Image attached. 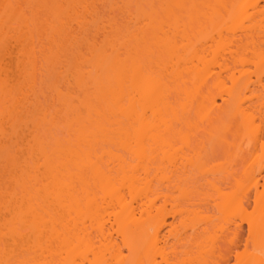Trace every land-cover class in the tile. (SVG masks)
Segmentation results:
<instances>
[{
	"label": "bare ground",
	"instance_id": "6f19581e",
	"mask_svg": "<svg viewBox=\"0 0 264 264\" xmlns=\"http://www.w3.org/2000/svg\"><path fill=\"white\" fill-rule=\"evenodd\" d=\"M95 1H84L82 17L74 5L78 29L59 15L51 22V35L59 37L53 42L69 44L64 57L76 70L72 79L64 77L57 53L63 63L51 66L59 77L50 85L56 110L48 111L52 106H43L39 94L32 100L22 87L19 98L18 92L17 99L7 97L16 99L12 112L2 104L0 264L231 259L217 242L237 211L228 187L234 182L247 209L252 186L243 182L258 190L264 181V0H130L135 10L122 9L129 15L122 26L113 17L106 24ZM109 2L113 13L119 3ZM22 9L7 23L4 12L0 16L1 84L8 83L3 74L11 39L26 36L14 32L33 26ZM33 47L22 54L31 64L38 61ZM39 68L33 65L27 74L28 86ZM218 149L224 163H216ZM170 200L183 230L167 223ZM262 203L264 194L257 191L258 210ZM258 217L252 235L259 248ZM167 226L172 228L164 233ZM237 254L242 264L263 260L261 253Z\"/></svg>",
	"mask_w": 264,
	"mask_h": 264
},
{
	"label": "rangeland",
	"instance_id": "374dc122",
	"mask_svg": "<svg viewBox=\"0 0 264 264\" xmlns=\"http://www.w3.org/2000/svg\"><path fill=\"white\" fill-rule=\"evenodd\" d=\"M13 1H15V0H12V4L14 3ZM25 0H16L15 1V3H16V5H21V9L24 11V16H26V17H22V18H25V19H30V21L28 22V27L29 26H32V28L30 27V29L31 30H29L30 31V33H28L29 31H26V32H14V35L15 34H17V35H20V33H24L26 36H27V38H25V37H21L20 39H19V42H18V40H17V42H16V39H14V38H12L11 39V42L12 43H10V55H9V57H8V55L5 57V61H4V68H5V74H3V77L6 75V73H7V75L5 76V80L7 79V81H8V83L7 82H5V83H3L4 84V86L5 85H10V86H6V89L4 90L3 88H5L4 86H2L3 84H1L2 83V81L0 82V86H2V88H0V110H2L3 109V105L4 104H6L5 106L7 107V105H9L8 107H9V109H8V107H7V110H8V112H12L13 110H14V108H15V105L14 104H16V99L17 98H19V93L22 91V90H20L19 91V89L22 87L23 88V90H25V91H28L29 90V92H32V93H30V95H31V98H32V100H33V97H34V95H38V96H40L39 98H41V99H38L39 101L41 100V102L43 103H41L43 106L44 105H46L47 104V106L46 107H48L49 108V106H54V101L55 100H53L54 99V96H53V92H52V87L51 86H54V84L56 83L55 82V80H57V79H55L56 78V76H58V74H56L55 75V70L53 69L54 67H51V66H56L55 64H59V63H63V65L62 64H59L60 66L62 65L63 67L60 69V66H59V70L60 71H63L64 73H63V76L64 77H68L69 79L71 78L72 79V73H75L74 71H73V69H74V65L73 64H71V65H69L68 64V62H67V59H65V57H64V55L66 56V58H68L67 56L69 55L70 56V54H69V52L67 53L66 51H65V45H67L64 41H61V42H63L65 45L63 46V44H61L62 46V48H63V53L62 52H59V49H60V51L62 50L61 49V47L59 46V44L58 43H56V44H58L57 46H56V44H55V42H57L58 41V39H59V37L57 36V35H54V34H52L51 35V33H52V31H53V24H55L54 22H53V24L51 23L52 22V20L54 21V19H55V15H59V16H61L63 19H65V20H67V19H69V21L71 22V21H73V25L72 26H74V27H78V25L76 24V22H74L75 20L74 19H79V17H80V14H82L81 15V17L82 16H84V11H83V8H82V4L84 3L85 4V2L84 1H88V2H94V0H80L81 2H80V4H78L77 3V1H75V0H69V2L67 1V0H37L38 2H40V3H38L37 1V4L36 3H34L35 1H33V0H26L25 2H24ZM65 1V2H64ZM71 1V2H70ZM74 1H75V3H74ZM110 0H97V4L95 3V5H96V7H97V11L99 12V15H101L102 14V17L103 18H105L104 16L105 15H107L106 16V18H107V20H106V24H107V22H108V20H110L111 21V17H113V22H117V23H120V25L121 24H123L125 21V23H127V21H129L127 18H129V17H126V16H129V15H126V13H123L122 12V9H123V11H124V9L127 11V13H129L130 11H128L129 9L131 10V12H133L135 9H134V7H135V5H134V7H133V4H134V2H135V0H133L134 2H132V1H130V0H115L116 1V3H117V1H118V5L117 4H114V6L116 7L115 8V10H114V12L112 13L111 11L109 12V10H112L111 8H114V7H111L110 8V6L108 7V3H110L109 2ZM10 3V1L9 0H0V16L2 15V13L4 12V9H3V4H6V3ZM18 2V3H17ZM3 3V4H2ZM14 3V4H15ZM63 3H65L66 5L65 6H63ZM72 3H73V5H72ZM133 3V4H132ZM62 4V5H61ZM71 4V5H70ZM77 4V5H76ZM103 4H105V5H103ZM112 4V3H111ZM60 5V6H59ZM74 5H75V8L76 7H78L79 5L81 6V8H80V6H79V8H76V9H79V12H80V14H77L78 12H77V10H75L74 9ZM110 5V4H109ZM61 6H63L62 8L63 9H60L61 8ZM104 6V7H103ZM106 6V7H105ZM117 6H119V10H118V7ZM128 6V7H127ZM129 6H130V8H129ZM60 7V8H59ZM121 7V8H120ZM20 8H19V10H20ZM127 8H129V9H127ZM131 8H133V9H131ZM77 12V13H75V11ZM117 9V10H116ZM61 10V11H60ZM126 11H124V12H126ZM21 12V15H22V11H20ZM65 12V13H64ZM82 12V13H81ZM19 13V12H18ZM58 13V14H57ZM62 14V15H61ZM105 14V15H104ZM78 15V16H77ZM48 19H49V21H48ZM83 19V18H82ZM32 20V21H31ZM47 20V21H46ZM33 23V24H32ZM35 23V24H34ZM124 23V24H125ZM17 24V23H16ZM13 25H15V24H12V26ZM18 25V24H17ZM52 27H51V26ZM127 25V24H126ZM131 25V24H130ZM16 26V25H15ZM122 26V25H121ZM17 27H19V25L17 26ZM36 28H37V30H36ZM15 29V28H14ZM78 29V28H77ZM17 30V29H16ZM26 30V29H25ZM36 30V32H34L33 33V35L31 36V34H32V32L33 31H35ZM52 30V31H51ZM22 31H24V30H22ZM40 32V33H39ZM50 35V36H49ZM56 37V39H57V37H58V39L56 40V39H54L55 37ZM29 36V37H28ZM54 37V38H52L53 40H52V42L53 41H55V42H50L51 40H48V39H51V37ZM19 37V36H18ZM30 37H33L32 39L30 38ZM101 37H104V36H101ZM101 37H100V39L99 40H102L101 39ZM62 38V37H61ZM25 39H27V40H25ZM30 39V40H29ZM104 39V38H103ZM63 40H65V39H63ZM67 40V39H66ZM16 42V43H15ZM22 42H23V45H22ZM59 42V41H58ZM66 42H68V41H66ZM35 43V44H34ZM34 44V45H33ZM51 44V45H50ZM53 44V45H52ZM18 45V46H17ZM31 45H32V47L35 49V51H36V53H37V56L39 57H37V60L38 61H36L35 62V64H31V63H29V61H28V63L26 62V57L27 56H25V55H22V54H24L23 52L25 51V49L28 51V49L27 48H32L31 47ZM69 45V44H68ZM68 45H67V47H68ZM25 48H24V47ZM37 46V47H36ZM51 46H52V48H51ZM21 47H23V48H21ZM21 48V49H20ZM38 48V49H37ZM59 48V49H58ZM15 49V50H14ZM53 49V50H52ZM24 50V51H23ZM32 50V49H31ZM40 50V51H39ZM57 50H58V52H57ZM65 51V52H64ZM61 56V58H59V59H63V60H60V62H59V60H58V58H56L57 56H58V54ZM62 53V54H61ZM11 55H12V57H11ZM57 55V56H56ZM12 58V59H11ZM28 58V57H27ZM42 59V60H41ZM54 59H55V61L57 60V63L54 61ZM10 60H11V62H10ZM61 61H63V62H61ZM5 62H7V63H5ZM53 62H55V63H53ZM59 62V63H58ZM73 62V61H72ZM18 64V66H17V64ZM20 63H22V64H20ZM37 63V64H36ZM75 63V62H74ZM10 64H12V66L10 65ZM30 64V65H29ZM52 64V65H51ZM25 65V66H24ZM27 65V66H26ZM33 65H37V66H39L40 68H39V70H38V73L36 74V80L33 82V85H32V83L30 84V86H28V82H27V74H29L28 75V78H30L29 76H31L30 75V73H32V69L31 68H33ZM15 66V67H14ZM20 66V67H19ZM21 66H22V69H21ZM28 66H29V68H30V70L29 69H27L28 68ZM27 67V68H26ZM57 67V66H56ZM20 68V69H19ZM38 68V67H37ZM18 69V70H17ZM57 69V68H56ZM59 70H57V71H59ZM75 70V69H74ZM16 71V72H15ZM20 71H21V73H20ZM23 71H24V73L25 74H23ZM76 71V70H75ZM18 73V74H17ZM58 73V72H57ZM59 73H61V72H59ZM24 75H26V76H24ZM60 75V74H59ZM69 75V76H68ZM40 76V77H39ZM3 77L1 78V79H3ZM7 77V78H6ZM10 79H9V78ZM12 77V78H11ZM59 77V76H58ZM64 77H62V78H64ZM61 78V77H60ZM61 78V79H62ZM12 79V80H11ZM18 79V80H17ZM25 79V80H24ZM11 80V81H10ZM72 81V80H71ZM74 81V80H73ZM12 83L13 85H11V84H9V83ZM38 82V83H37ZM55 82V83H54ZM18 83L20 84L19 86H18ZM37 85H36V84ZM73 83V82H72ZM71 83V84H72ZM14 84H15V86H14ZM51 85V86H50ZM12 86V87H11ZM72 86H73V84H72ZM15 87H19V88H15ZM30 87V88H29ZM33 87H35V90L33 89ZM36 87H37V89H36ZM74 88H75V85L73 86ZM73 87H71V90L72 89H74ZM8 88V89H7ZM11 88V89H10ZM21 88V89H22ZM32 88V89H31ZM41 88V89H40ZM4 91H3V90ZM15 89V90H14ZM31 90V91H30ZM33 90V91H32ZM38 90V91H37ZM40 90V91H39ZM75 90V89H74ZM74 90H72V91H74ZM3 91V92H2ZM12 91V92H11ZM5 92V93H4ZM7 92V93H6ZM14 92V93H13ZM16 92H18V96H17V93ZM28 92V93H29ZM37 92V93H36ZM76 92H77V89H76ZM34 93H36V94H34ZM14 94V95H13ZM10 95V96H9ZM29 95V96H30ZM11 97V99L13 100L14 98H16V96H17V98L14 100V101H12L11 99H7V97ZM43 96V97H42ZM52 96H53V98H52ZM37 97V96H36ZM21 98V97H20ZM30 98V97H29ZM30 98V99H31ZM35 98V97H34ZM6 99V100H5ZM5 100V101H4ZM35 100H36V98H35ZM10 101H12V102H10ZM5 102V103H4ZM55 102H57V101H55ZM4 103V104H3ZM45 103V104H44ZM58 103V102H57ZM3 104V105H2ZM10 104H13V105H10ZM49 105V106H48ZM11 106V107H10ZM52 106V108H49L48 109V111H50V112H52V111H55L56 109H54V107ZM57 107H58V104L56 105ZM12 109V110H11ZM50 109H52V111L50 110ZM54 109V110H53ZM58 109V108H57ZM7 112V111H6ZM7 114V113H6ZM2 117H0V119H1ZM1 121H2V119H1ZM29 124V123H28ZM6 125H7V127H6ZM4 127L7 129V132H8V130H9V128H10V125L7 123ZM32 125V124H31ZM33 126V125H32ZM25 127V126H24ZM24 127H22V128H24ZM26 128V127H25ZM29 128H30V124H29ZM32 129V128H31ZM43 129V128H42ZM25 130V132L24 133H26L27 135L31 132L32 133V131H34V129H32V131L30 130V129H24ZM54 130V129H53ZM61 130V129H60ZM60 130H58L59 132H60V134L62 133V130L60 131ZM42 132H43V130H41ZM40 131V132H41ZM45 133L47 132L46 131V129H45V131H44ZM52 132V131H51ZM1 133V132H0ZM53 133H54V131H53ZM57 133V132H56ZM25 134V135H26ZM41 134H43V133H41ZM58 134V133H57ZM63 134V133H62ZM46 135V134H45ZM28 136H30L31 137V135H28ZM28 136H24V137H26L25 139H27V137ZM14 138V137H13ZM29 139V138H28ZM1 140V139H0ZM1 141H3V139L1 140ZM223 151L221 150V149H218V151L216 152V155H219V156H217L218 157V159H216V163L217 162H219V163H224L225 162V157L223 156V153H222ZM222 153V154H221ZM222 157H224V158H222ZM212 164H215L214 162L212 163ZM243 165V164H242ZM242 165H240L239 166V172H241L242 170H243V168H241L242 167ZM245 179V178H244ZM246 180V179H245ZM202 182V181H201ZM200 182V183H201ZM234 182H232V184H233ZM244 184H245V186H247V188L249 187V186H252L251 188H248V191H249V189H250V193L248 192L247 194H249L248 196H250L249 198H247V200H246V208H247V210L249 211V212H252L253 210H255V212H256V216H255V219H256V217H258L259 215H258V213H259V210H258V208H256V204H255V200H256V193H257V191H259V194L261 195L262 193L264 194V181L263 180H261V183H260V185L258 186V190H256L255 189V187L251 184V182H250V184H249V181H247L246 183L245 182H243ZM202 184H204V183H202ZM232 184L230 185L231 187H228V190H227V193H234L236 190H237V186H235V184H234V186H232ZM243 184V185H244ZM198 185V184H197ZM225 185V187H226V185L227 184H224ZM245 186H244V188H245ZM199 187V186H198ZM200 187L202 188V186L200 185ZM199 187V189H201ZM223 188H224V186H222ZM204 189H205V186L203 187ZM202 188V189H203ZM226 191V190H225ZM244 191L246 192V190L244 189ZM173 192H174V196H178V194L179 193H177L176 191H174L173 190ZM237 192V191H236ZM240 192V191H239ZM210 193L211 194H214V192L213 191H210ZM172 194V193H171ZM172 196H173V194H172ZM249 201V202H248ZM161 202H163V201H161ZM161 202H159V203H161ZM183 202H185V201H183ZM183 202H180V203H182L183 204ZM158 203V204H159ZM164 203V202H163ZM162 203V204H163ZM198 203V202H197ZM205 203V202H204ZM181 204V205H182ZM211 204V206H209L208 208L210 209L211 207H212V203H210ZM185 205H186V203H185ZM198 206V205H197ZM203 206V205H202ZM205 206V205H204ZM200 207V206H199ZM198 207V208H199ZM196 208V207H195ZM207 208V207H206ZM214 208V207H213ZM212 208V209H213ZM167 209V210H166ZM166 211H165V213H166V219H167V223H169V224H171V223H173V227H178V229H180V230H183V225H182V223H181V220H182V217L180 216V215H177L175 218H174V215H173V212H174V201H171L170 200V202H167V204H166ZM201 209H205L204 207L202 208L201 207ZM200 209V210H201ZM207 210V209H206ZM215 211H216V209H215ZM215 211H213L212 212V210H210V212H208L207 211V213H209V214H211L212 215V213H214ZM203 212V211H202ZM217 212V211H216ZM204 213V212H203ZM217 214V215H216ZM214 213L213 214V216H215L216 215V217H218V212L217 213ZM207 215V214H206ZM215 218V217H214ZM248 219V217L247 216H245V218H244V220H241L240 222L241 223H243V226H244V234H243V240H242V242H240V247H238L237 248V250L235 251V252H232L231 253V260L233 261V264H236V261H237V259H236V254L237 253H239V254H241L242 255V253H244L243 255L244 256H247V257H251V255H253V254H255V253H257V254H260L261 253V250H259V249H261L260 248V246L262 247V245H260L259 244V248L257 247V246H255L256 244H254V242L256 241V239L254 238L255 236H253V235H251V239L249 238V234H248V227H247V224L245 223V221ZM258 219V218H257ZM217 220V219H216ZM217 222V221H216ZM190 224V223H189ZM254 224H255V221H254ZM170 228H172L171 226H167V227H165L164 228V233H167V231L170 229ZM253 236V237H252ZM254 238V239H253ZM121 243V242H120ZM171 243H172V240H171ZM170 243V244H171ZM122 247H123V249H124V251H125V253L127 254L128 252H127V249L122 245ZM254 247H257L258 248V250L259 251H257V248L255 249ZM245 248H247V252H245ZM170 251H171V249L170 248H168ZM245 253H247L246 255H245ZM169 254V253H168ZM170 255V254H169ZM171 256V255H170ZM172 256H173V254H172ZM263 258V260H264V256L262 257ZM159 259H160V257H159ZM158 259V260H159ZM200 263V262H199ZM162 264H165L164 262H162ZM196 264H197V262H196Z\"/></svg>",
	"mask_w": 264,
	"mask_h": 264
},
{
	"label": "snow or ice",
	"instance_id": "6c2138e0",
	"mask_svg": "<svg viewBox=\"0 0 264 264\" xmlns=\"http://www.w3.org/2000/svg\"><path fill=\"white\" fill-rule=\"evenodd\" d=\"M20 7V5L9 3L3 5L6 23L15 18ZM242 195L243 193L239 191L233 193V204L237 206V211L233 213L234 219H231L225 224L223 232L220 233V239L217 241L223 249L225 255H229L230 252H235L236 249L240 247V242L236 234L240 231L239 222L244 220L245 216L248 217L245 223L247 224L249 238L251 239L256 212L255 210L249 212L247 209L243 208L242 205H240ZM258 231L262 245L261 255L264 256V203L261 204L259 210ZM245 252H247V248H245ZM237 255L239 256V253ZM204 264H233V261L229 258L227 260H220L216 262L207 261L204 262ZM236 264H242V262L237 259ZM261 264H264V260L261 261Z\"/></svg>",
	"mask_w": 264,
	"mask_h": 264
}]
</instances>
